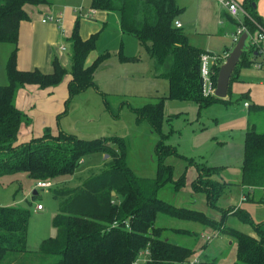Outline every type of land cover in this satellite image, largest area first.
<instances>
[{"label": "trees", "instance_id": "trees-1", "mask_svg": "<svg viewBox=\"0 0 264 264\" xmlns=\"http://www.w3.org/2000/svg\"><path fill=\"white\" fill-rule=\"evenodd\" d=\"M256 1L242 3L256 20L264 23L255 7ZM49 4L50 0H0V42L13 45L6 64L8 82L0 85V185L3 176L19 172H26L36 183L52 182L60 175L74 174L84 158L93 153L108 154L110 160L99 174L90 176L81 185L53 190V196L59 201V211L53 220L57 232L44 239L38 250L27 246L31 210L20 205H0V264H133L146 249L150 250L151 260L144 264H174L192 255L196 248L172 241L169 234L182 233L188 237L196 232L156 225L159 216L199 222L205 228L233 238L231 244L235 242L237 248L235 261L225 262L227 252H224L219 257L202 258V264H264V222L256 223L248 211L226 199L233 184L215 178L225 167L198 163L182 155L169 143L170 134L164 131L167 98L194 99L199 112L216 101L225 100L204 93L201 56L211 51L191 43L183 27L175 25L183 12L177 0H91L92 9L119 14L122 31L135 36L153 60L154 76L168 80L169 92L158 101L133 106L124 99L119 106L121 110L128 104L139 121H146L158 133L155 178L140 176L127 164L126 144L120 136L84 139L61 129L55 135L47 128L42 135L17 144L21 124L31 120L16 105L20 88L27 84H38L41 88L56 86L70 73L69 97L62 113L65 114L77 95L90 86L97 87L96 72L111 57V52L105 51L92 64H86L96 48L99 33L84 39L80 34V18H77L69 37L70 70L56 58L50 73L39 69L20 70L17 66L20 23L31 17V6ZM226 16L236 28L238 22ZM246 24L255 30L251 21L247 20ZM257 52L245 48L240 65L252 64L250 57H255ZM120 56L122 60L138 59L127 57L121 51ZM220 66L211 75L214 86ZM103 97L106 108L118 117L120 113L113 112L107 96L103 94ZM260 112H264V107ZM252 113L245 132L241 184L264 189V130H259L258 123L252 121ZM172 156L183 158L187 163L178 178H175V165L167 162ZM190 165H195L197 170L192 191L204 196L213 214L176 206L159 194L168 184L179 191L185 185ZM245 194L246 201L264 203V195L256 199L251 190ZM36 195L37 191L33 196ZM233 219L251 225L256 235L233 225Z\"/></svg>", "mask_w": 264, "mask_h": 264}, {"label": "rangeland", "instance_id": "rangeland-1", "mask_svg": "<svg viewBox=\"0 0 264 264\" xmlns=\"http://www.w3.org/2000/svg\"><path fill=\"white\" fill-rule=\"evenodd\" d=\"M90 1L86 0V2ZM178 1L181 5L184 2L190 5L183 10L179 19L183 20V29L191 43L199 46L208 44L215 53L222 52L225 45H231L234 31L232 27L226 26V30L220 34L208 33L203 29L202 23H195L194 19L198 14L195 7H191L190 0ZM84 12H87V8ZM116 15L114 13L109 17L105 27L101 21L92 22L91 25L85 24L84 20L82 24L80 23V28L85 34L92 29L99 32L96 48L89 54L87 60L109 51L111 52V57L107 60L109 67L98 73L97 87L90 86L77 95L69 111L59 117V125L58 119H55V123L50 126L53 131L61 129L84 139L123 137L126 144L127 164L138 175L155 178L157 175L155 146L159 135L146 121H139L128 104H124L121 110L119 106L124 99L133 106L156 102L159 99L158 95L168 94L165 92L169 83L164 77L153 79L148 75L150 63L153 60L135 36L120 33ZM12 46L10 43L0 42V85L8 82L7 74L5 77L2 73L5 70L3 52L7 49L5 59L7 60ZM60 47L66 49L65 55L69 62L65 67L70 70L72 67L71 42L64 38ZM246 47L248 48V45ZM120 51L127 57H138V59L122 60ZM240 72L241 79L231 80L227 98L212 103L201 112L194 99L167 98L164 105L163 124L164 131L170 134L169 143L176 146L179 153L194 158L198 163L224 166L226 180L233 178L244 159V139L249 114L248 108L244 106L245 101L264 105V86L261 83L264 73L256 68L255 63L241 66ZM103 94L107 96L113 112L120 113L118 117L106 108ZM260 114L264 117V112L253 111L251 119L258 123L259 130H264ZM84 160L74 174L56 177L52 185L45 189L37 188L36 181L26 172L5 175L1 178L0 205H20L31 210L27 240L29 249L38 250L44 239L57 232L53 220L59 211V201L53 196V190L57 187L81 185L90 176L99 174L110 157L106 158V154L102 153H93L86 156ZM167 162L175 165V178L180 176L187 164L185 159L176 156L169 157ZM195 175L196 167L190 165L185 185L179 191H174L168 184L160 191V196L176 206L193 207L190 205L193 194L191 181ZM34 190L38 192V195L33 196ZM201 195L197 196L203 199ZM38 204H42L45 207L44 210L35 211ZM197 208L213 214V211L208 210L206 206ZM232 222L244 232L253 230L251 225L237 222L235 219ZM256 223L260 222L256 221ZM156 225L195 231L196 234L188 237L182 233L173 232H170L169 236L172 241L179 244L188 245L194 249L199 247L203 253L202 258L219 257L227 252L229 262L236 260L235 242L231 244L234 240L227 234H220L212 243H205L201 233H209L212 229L205 228L199 222L159 216ZM204 228L205 231H202ZM134 264H144V261Z\"/></svg>", "mask_w": 264, "mask_h": 264}, {"label": "crops", "instance_id": "crops-1", "mask_svg": "<svg viewBox=\"0 0 264 264\" xmlns=\"http://www.w3.org/2000/svg\"><path fill=\"white\" fill-rule=\"evenodd\" d=\"M50 1L51 4L49 5L31 6L29 8L31 17L27 20H23L20 23L19 39L17 45L18 46L17 66L20 70L24 71V70L39 69L44 73H50L53 71L52 61L55 58L58 59L64 66H67L69 59L65 55L66 49L62 50L60 46L64 38L69 39V37L71 36L77 18L80 17L82 18V19L80 18L81 24L83 20L84 22H86L85 24L87 25H91L92 22L101 21L105 27L108 24L109 17L112 14L116 13L118 30L120 31V33L125 34L121 29L120 17L117 12L92 9L91 1L86 2V0H50ZM240 1L243 2V0ZM190 2H191L190 3L191 7L192 6L195 7L198 14L197 18L195 17L194 19L195 23L196 24L202 23L204 26L203 29L208 33L217 32V34H220L224 30H226V26H230L232 27V29H234L231 20H227L228 17L226 15L228 14L224 11V9L219 5V3L216 0H190ZM177 3L183 8V10L190 7V5L186 4L185 2L183 5H181L177 0ZM255 7L257 9L258 14L260 15V17H262L264 21V0H257ZM86 8H87V12H84ZM60 13L62 14V18L60 22L42 21L43 17H45L48 14H60ZM178 20H180L181 23L183 24V20L181 19ZM190 27L192 28L193 26ZM96 32L97 31L92 29L91 32L85 34V32H83L80 28V34L84 39L89 38L92 34ZM205 45L206 46H200V47H203L209 51L214 52L211 48H209L208 44ZM197 46L199 45L197 44ZM230 46L231 45H225L223 51ZM12 49L13 46L11 47V51ZM97 56L98 54L92 59H88L86 61V64L88 65L92 64L93 61L97 58ZM6 57H7V49L6 51L4 50L3 52V61H5L4 62L5 70L2 71V73L5 74L4 75L5 77L7 74L6 63L8 60V59L5 60ZM252 57L253 56H251L250 59L253 64L257 61L264 63V42L261 45L260 51L256 53L255 57L253 58ZM238 65H240V61ZM241 66L244 65L241 64L239 68L234 70L233 72L232 76H235L236 79L237 78L241 79L240 78ZM108 67H109V61L105 62L98 69V71L96 72V79L98 73L107 69ZM152 68H153V62L151 61L150 72L148 75L153 79L159 78L158 76H154ZM256 68L259 69L257 66ZM259 70L262 71V73H264L263 70L261 69ZM71 79H72V75L68 73L65 75L62 82L56 86L41 88L38 84H27L19 89L16 96V105L19 109L24 111L30 117L31 120L28 123L26 122L22 123L18 134L17 144L28 141L35 136L42 135L45 129L47 128H50L52 133L55 135L59 133L60 129L59 131H53L50 125H53L55 123V119H58L57 124L59 125L58 122L59 117L63 113L65 109V101L69 97L68 84ZM263 80L264 78H262V81ZM2 81H4V77H2ZM168 92H169V85H167V92L165 93ZM166 95L167 94H163L162 96H166ZM157 97L159 98L161 97V95H158ZM244 106L248 108L249 114L251 111L259 112L260 109L264 107V105L262 104H251V103H249L248 106H246L244 103ZM249 114L247 118H249ZM262 117L263 115L260 114L261 119H263ZM247 128H248V124H247ZM84 161L85 160H83L82 163H84ZM241 166L237 169L236 174L232 176L233 178L229 180H226L224 176L225 169H223L220 172V174L217 175L215 178L233 184L232 187L230 188L231 191H229L226 194V199H229L230 201L232 200V202L236 203V205L248 211L255 222L256 221L264 222V203L258 201H249V203H246L247 201L244 199L247 190H251L253 192L254 197H256L257 199L264 195V189L256 188V187L248 188L246 186H243L241 184V173H242ZM196 176H197V170L195 177ZM194 178L192 179V181L194 180ZM192 193H193L192 204H190L191 206H193L194 208H197L198 206L199 207L206 206L208 208L203 195L196 194L193 191ZM197 195H201L203 199ZM44 208L45 207H43V209L41 210H44ZM41 210H37L35 208V211H41ZM202 231H205V228ZM211 231H213V229ZM247 233L256 235V232L254 230ZM197 249H199V247H196V250ZM229 260L230 258L227 255L224 258V261L229 262Z\"/></svg>", "mask_w": 264, "mask_h": 264}, {"label": "built area", "instance_id": "built-area-1", "mask_svg": "<svg viewBox=\"0 0 264 264\" xmlns=\"http://www.w3.org/2000/svg\"><path fill=\"white\" fill-rule=\"evenodd\" d=\"M219 5L224 9V11L234 18L238 24L232 33V44L226 50L221 53H214V52H206L203 53L201 56V73L204 82V93L205 94H214L215 87L211 78V75L214 73V68L218 65H222L227 57L230 55L233 47L237 44L238 40L242 36L243 33H247L248 37L246 39V45H248L247 49H255L256 51H260L261 45L264 42V23L256 20L248 9L243 5L242 1L240 0H216ZM62 18V14H48L43 17L42 21H54L60 22ZM251 21V23L255 26V30L252 31L249 28V25L246 24V21ZM175 25L177 27H183V24L180 20L175 21ZM62 49H65L63 47ZM255 65L264 71V63L257 61ZM264 85V80L262 81ZM245 105L248 106L249 103L245 102ZM52 185L50 181H38L36 183L37 188H49ZM245 199V197H244ZM42 204H38L36 209L41 210L43 209ZM220 233L216 230L211 232H202L201 236L204 239L205 243H212L216 238H218ZM150 250L146 249L140 253L136 262H140L141 260L146 263L147 261L151 260L150 258ZM145 256V257H144ZM202 256L203 253L201 250L197 249L192 255L184 259L183 261L175 262L174 264H202ZM133 263V264H134Z\"/></svg>", "mask_w": 264, "mask_h": 264}, {"label": "water", "instance_id": "water-1", "mask_svg": "<svg viewBox=\"0 0 264 264\" xmlns=\"http://www.w3.org/2000/svg\"><path fill=\"white\" fill-rule=\"evenodd\" d=\"M248 37L247 33H243L237 44L233 47L230 55L227 57L225 62L220 66L219 74L217 77V84L214 90V95L219 98H226L229 93L231 78L233 72L238 65L244 50L246 48V39ZM108 157L109 155L106 154ZM36 193V190L33 194Z\"/></svg>", "mask_w": 264, "mask_h": 264}]
</instances>
